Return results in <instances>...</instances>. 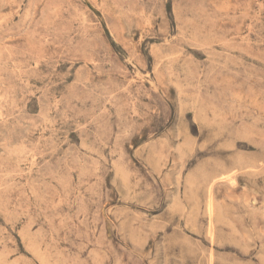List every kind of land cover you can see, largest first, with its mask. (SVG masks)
I'll return each mask as SVG.
<instances>
[{"label":"rangeland","instance_id":"obj_1","mask_svg":"<svg viewBox=\"0 0 264 264\" xmlns=\"http://www.w3.org/2000/svg\"><path fill=\"white\" fill-rule=\"evenodd\" d=\"M0 264H264V0H0Z\"/></svg>","mask_w":264,"mask_h":264}]
</instances>
